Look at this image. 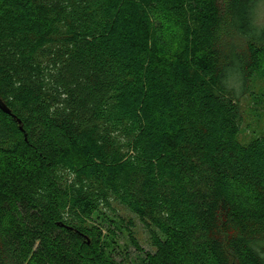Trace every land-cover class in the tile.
Listing matches in <instances>:
<instances>
[{"label":"trees","instance_id":"obj_1","mask_svg":"<svg viewBox=\"0 0 264 264\" xmlns=\"http://www.w3.org/2000/svg\"><path fill=\"white\" fill-rule=\"evenodd\" d=\"M263 1L0 0V264H264Z\"/></svg>","mask_w":264,"mask_h":264},{"label":"rangeland","instance_id":"obj_2","mask_svg":"<svg viewBox=\"0 0 264 264\" xmlns=\"http://www.w3.org/2000/svg\"><path fill=\"white\" fill-rule=\"evenodd\" d=\"M257 22L260 25H264V1L261 3L257 11ZM254 88H256L257 91L264 90V81L257 80ZM241 104L244 112L242 139H248L251 137L252 129L255 126H259L258 129L264 128V107L262 104L253 101L249 94L242 97ZM103 211L109 216V218L115 220V223L111 226H113L118 232V240L121 247L120 253H122V255L128 253L132 262H136L139 256L142 255V251H139L130 241V232L134 234L137 242L145 251L154 250L149 242V235L143 223L140 221L139 217L126 206L114 201L112 210ZM94 216L97 217L98 215ZM224 233H226V229ZM115 256L118 260L121 259V255ZM231 262L233 264H238L235 260H231Z\"/></svg>","mask_w":264,"mask_h":264},{"label":"water","instance_id":"obj_3","mask_svg":"<svg viewBox=\"0 0 264 264\" xmlns=\"http://www.w3.org/2000/svg\"><path fill=\"white\" fill-rule=\"evenodd\" d=\"M0 107L6 111V112H10V109L8 108V106L3 102L2 98L0 97Z\"/></svg>","mask_w":264,"mask_h":264}]
</instances>
